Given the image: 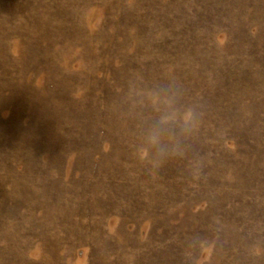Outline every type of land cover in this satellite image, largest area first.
I'll return each instance as SVG.
<instances>
[{
	"label": "rangeland",
	"instance_id": "obj_1",
	"mask_svg": "<svg viewBox=\"0 0 264 264\" xmlns=\"http://www.w3.org/2000/svg\"><path fill=\"white\" fill-rule=\"evenodd\" d=\"M0 264H264V0H0Z\"/></svg>",
	"mask_w": 264,
	"mask_h": 264
},
{
	"label": "clouds",
	"instance_id": "obj_2",
	"mask_svg": "<svg viewBox=\"0 0 264 264\" xmlns=\"http://www.w3.org/2000/svg\"><path fill=\"white\" fill-rule=\"evenodd\" d=\"M190 115V114H189ZM163 119H167V118H163ZM186 119H187V116H186Z\"/></svg>",
	"mask_w": 264,
	"mask_h": 264
}]
</instances>
